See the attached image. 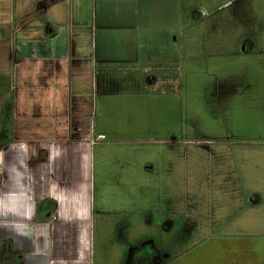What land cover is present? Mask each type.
Instances as JSON below:
<instances>
[{
  "label": "crops",
  "instance_id": "0c3cea01",
  "mask_svg": "<svg viewBox=\"0 0 264 264\" xmlns=\"http://www.w3.org/2000/svg\"><path fill=\"white\" fill-rule=\"evenodd\" d=\"M192 6L0 0V27L5 17L18 20L19 37L40 42L17 54L0 34V264H94L93 181L98 153L105 159L112 145L97 101L180 96L184 70L200 59ZM198 227L175 246L188 244Z\"/></svg>",
  "mask_w": 264,
  "mask_h": 264
},
{
  "label": "rangeland",
  "instance_id": "374dc122",
  "mask_svg": "<svg viewBox=\"0 0 264 264\" xmlns=\"http://www.w3.org/2000/svg\"><path fill=\"white\" fill-rule=\"evenodd\" d=\"M228 1L189 0L200 59L184 70L180 96L99 97L112 145L93 181L94 264H159L155 242L182 239V218L198 232L172 248V264H264V0ZM4 19L0 34L17 54L40 46ZM129 214L138 217L123 244L114 226ZM142 236L153 241L135 245Z\"/></svg>",
  "mask_w": 264,
  "mask_h": 264
},
{
  "label": "trees",
  "instance_id": "16d2710c",
  "mask_svg": "<svg viewBox=\"0 0 264 264\" xmlns=\"http://www.w3.org/2000/svg\"><path fill=\"white\" fill-rule=\"evenodd\" d=\"M137 217H138V214L136 216L134 214H129V215H125L124 217H122L121 219H119L116 222V224L114 226L115 232H116L115 237L120 243L132 244L131 242H129V229L133 223V220L137 219ZM168 218H172V217L169 215ZM177 223H178L177 224L178 228L182 229L184 231V233L187 235L190 233H193L197 230V223L194 220L182 218L181 221L177 222ZM149 240H152L150 236H146V237L142 236L139 240L135 241L134 244L139 245L140 243H143V242L145 243ZM177 240L178 239H176L175 241H173L169 244H165L163 247L160 246L159 240L158 241L156 240L155 243H156L157 249L155 250V252L152 255L155 257L159 256V257H157V258L161 259L159 264H170L171 263V261L173 260L174 257L170 256V255H169V257H166V256H168L169 252L172 250V248H174L175 242ZM160 255H161V257H160ZM147 263H148V260H146V258L144 256H141V257H139L137 264H147ZM120 264H125V258L123 259V261Z\"/></svg>",
  "mask_w": 264,
  "mask_h": 264
}]
</instances>
